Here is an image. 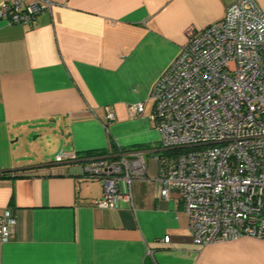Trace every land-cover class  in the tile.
Instances as JSON below:
<instances>
[{"label":"crops","instance_id":"obj_1","mask_svg":"<svg viewBox=\"0 0 264 264\" xmlns=\"http://www.w3.org/2000/svg\"><path fill=\"white\" fill-rule=\"evenodd\" d=\"M50 1L33 25L0 19V214L16 219L0 264H264V239L194 243L178 193L160 196L163 150L148 118L150 87L185 29L234 0ZM139 101L143 115L130 117ZM118 148L142 149L146 172L131 180L132 204L112 209L96 205L102 182L85 158L54 160Z\"/></svg>","mask_w":264,"mask_h":264},{"label":"built area","instance_id":"obj_2","mask_svg":"<svg viewBox=\"0 0 264 264\" xmlns=\"http://www.w3.org/2000/svg\"><path fill=\"white\" fill-rule=\"evenodd\" d=\"M51 5L50 0H1L0 19L33 25ZM185 35L147 97L148 118L159 133L154 147L166 151L156 156L160 196L178 193L197 245L243 236L264 239V12L255 0H234L220 19L203 28L188 26ZM144 109L145 101L127 105L130 117ZM106 110V119L113 120L111 106ZM118 153L60 151L54 160L85 158L86 175L102 182L96 205L112 209L120 201L132 204L131 180L146 172L142 149L118 148ZM15 225L12 210L4 209L0 242L13 236Z\"/></svg>","mask_w":264,"mask_h":264},{"label":"trees","instance_id":"obj_3","mask_svg":"<svg viewBox=\"0 0 264 264\" xmlns=\"http://www.w3.org/2000/svg\"><path fill=\"white\" fill-rule=\"evenodd\" d=\"M117 151V148L115 147V146H113V149H112V153H115ZM178 152V151H182V149H179V150H173L172 152ZM103 153H105V152H103V151H95V152H90V153H86V154H84V155H97V154H103ZM164 153H166V151H163V153L162 154H164ZM161 154V155H162Z\"/></svg>","mask_w":264,"mask_h":264},{"label":"rangeland","instance_id":"obj_4","mask_svg":"<svg viewBox=\"0 0 264 264\" xmlns=\"http://www.w3.org/2000/svg\"><path fill=\"white\" fill-rule=\"evenodd\" d=\"M35 135L33 134L31 137H30V139H32L33 140V137H34ZM37 142V141H36Z\"/></svg>","mask_w":264,"mask_h":264}]
</instances>
